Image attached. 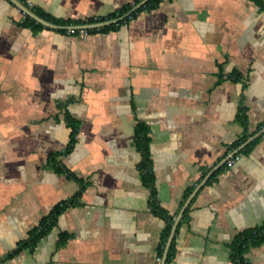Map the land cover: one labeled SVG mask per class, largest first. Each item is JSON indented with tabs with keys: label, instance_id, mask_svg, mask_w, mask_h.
Here are the masks:
<instances>
[{
	"label": "crops",
	"instance_id": "obj_1",
	"mask_svg": "<svg viewBox=\"0 0 264 264\" xmlns=\"http://www.w3.org/2000/svg\"><path fill=\"white\" fill-rule=\"evenodd\" d=\"M21 1L76 25L141 0ZM25 18L0 0V264H161L166 221L150 207L138 122L149 126L154 189L174 221L206 178L171 264H232L235 236L264 224V132L248 153L232 147L264 128V9L160 0L85 39ZM67 115L79 133L60 155ZM63 202L46 234L26 243ZM246 258L264 264V242Z\"/></svg>",
	"mask_w": 264,
	"mask_h": 264
},
{
	"label": "trees",
	"instance_id": "obj_2",
	"mask_svg": "<svg viewBox=\"0 0 264 264\" xmlns=\"http://www.w3.org/2000/svg\"><path fill=\"white\" fill-rule=\"evenodd\" d=\"M254 1L259 5L260 8L264 9V0H254ZM159 2H160V0H149L145 5L140 7L138 10L134 11L129 17H126L124 20H128L129 18L134 17L139 11H141L145 8L146 9L154 8ZM130 8H131V5H127L126 7H124L120 11L119 14L115 13V14L111 15L110 18H115V17L121 16L122 14H124L128 10H130ZM33 9L39 15L43 16L41 11L35 9L34 7H33ZM105 19L106 18H92V19H89L88 21L89 22H97L99 20H105ZM121 22H119L117 24H120ZM27 23L35 24L37 26H43L41 23L36 22L34 19H32L26 15V18H25V21L23 24H27ZM117 24H112L110 26H105V27L99 28V29H88V32L90 34L91 32H95V31H106L109 28L116 26ZM61 25H72V23L70 21L69 22L68 21H62ZM59 31L66 32L65 29H59ZM237 118L242 122L243 125H246L247 118H246V111H245L244 107L241 109ZM67 123L71 128V142H70V145L67 147V149L64 150L63 152H61L60 155H65L72 150L74 144L77 141L76 135L79 133V123L77 121H75L74 119H72L69 115H67ZM135 139H136L137 146H138L139 150L143 154V160L140 164V169L143 173V179H144L145 183L147 184V186L149 188H151L150 207H151L153 212L160 215L166 221V226L163 230V233L161 236V242H160V245L158 248V256H159V258L162 259L167 239H168L170 232L172 230V227H173L174 217L169 215L165 210H163L160 207L157 196H156V192L154 189L153 161L151 159L150 150H149V145L151 142V136H150L149 126L146 123H144V122H138L137 123ZM247 139H248V135H244L239 141L234 143L232 145V147L238 148ZM255 142H256V140L251 142L250 144H248L246 147H244L240 151V153H248L249 150L255 144ZM52 162L57 169H59V170L64 169V167H62V165L59 163V161H52ZM64 170L66 171V169H64ZM68 175L71 176L72 174L68 173ZM69 203L70 202H63L60 205L56 206L55 209L52 211V214L33 231L32 235H31V239L29 241H27L26 243L30 242L31 244H34L37 242V240H39V238L44 236L46 234V232L49 230V228L56 221L58 214L66 206H68ZM186 214H187V211H186L185 215ZM183 221L184 220H182V222ZM175 238H176V236L174 237V240L171 244V247H170V250L168 253V257L166 260V264H171L172 259L174 257L175 242H176ZM263 242H264V224L259 225V226L250 227V228H247V229L241 231L240 233H238L235 236L234 240L232 241V243L230 245L231 263L232 264H251L250 261L246 258V253L251 248H253L257 245H260Z\"/></svg>",
	"mask_w": 264,
	"mask_h": 264
},
{
	"label": "water",
	"instance_id": "obj_3",
	"mask_svg": "<svg viewBox=\"0 0 264 264\" xmlns=\"http://www.w3.org/2000/svg\"><path fill=\"white\" fill-rule=\"evenodd\" d=\"M14 5H16L17 8H19L20 11H22L24 14H26L27 16H29L30 18L34 19L36 22L41 23L44 26L47 27H51V28H55V29H65V28H69V27H74L77 29H99L102 28L104 26L107 25H111L113 23L119 22L120 20L125 19L127 16H129L130 14H132L134 11L138 10L140 7H142L143 5H145L149 0H141L140 2H138L137 4H135L128 12H126L125 14L116 17V18H112L109 20H105V21H99V22H94V23H86V24H72V25H59V24H55L49 20H47L46 18L42 17L41 15H39L32 7H30L29 5L25 4L23 1L21 0H10ZM264 132V128L259 131L257 134H255L254 136L248 138L242 145L241 148H244L245 146H247L248 144H250L252 141H254L257 137H259L262 133ZM237 153V152H236ZM235 153V154H236ZM234 154V155H235ZM206 181L205 180L194 190V192L189 196V198L187 199V201L184 203L180 213L178 214V216L176 217L174 223H173V227L172 230L170 232V235L167 239L166 245H165V249H164V253L162 256V260H161V264H166V260L168 257V253L171 247V244L174 240V237L176 235V231L178 228V225L181 221V219L184 216V212L187 209L188 205L190 204L193 196L196 194V192L198 191V189L203 185V183Z\"/></svg>",
	"mask_w": 264,
	"mask_h": 264
},
{
	"label": "built area",
	"instance_id": "obj_4",
	"mask_svg": "<svg viewBox=\"0 0 264 264\" xmlns=\"http://www.w3.org/2000/svg\"><path fill=\"white\" fill-rule=\"evenodd\" d=\"M67 35H77L83 39L87 38L89 36V32L86 29H77L74 27L65 28ZM78 138V134L76 135V139ZM240 158L239 154L233 155L231 159L228 160V165L232 166L236 160Z\"/></svg>",
	"mask_w": 264,
	"mask_h": 264
}]
</instances>
